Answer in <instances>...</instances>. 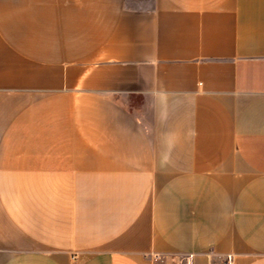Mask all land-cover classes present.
<instances>
[{
  "label": "crops",
  "instance_id": "crops-1",
  "mask_svg": "<svg viewBox=\"0 0 264 264\" xmlns=\"http://www.w3.org/2000/svg\"><path fill=\"white\" fill-rule=\"evenodd\" d=\"M264 264V0H0V264Z\"/></svg>",
  "mask_w": 264,
  "mask_h": 264
},
{
  "label": "built area",
  "instance_id": "built-area-1",
  "mask_svg": "<svg viewBox=\"0 0 264 264\" xmlns=\"http://www.w3.org/2000/svg\"><path fill=\"white\" fill-rule=\"evenodd\" d=\"M219 264H234L232 257H227V259Z\"/></svg>",
  "mask_w": 264,
  "mask_h": 264
}]
</instances>
